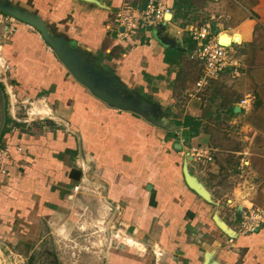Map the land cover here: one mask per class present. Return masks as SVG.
<instances>
[{
  "label": "crops",
  "instance_id": "crops-1",
  "mask_svg": "<svg viewBox=\"0 0 264 264\" xmlns=\"http://www.w3.org/2000/svg\"><path fill=\"white\" fill-rule=\"evenodd\" d=\"M168 1L173 9L174 0ZM0 2L39 17L52 36L64 40L97 70L108 71L130 94L140 97L139 90L143 89L155 113L163 112L160 108L171 110L161 117L170 125L160 127L134 113L106 105L81 86L55 54L47 51L46 44L26 29L32 27L22 26L12 45L4 49L12 66L10 78L48 100L56 115L53 121L44 120L37 125L43 129L40 134H20L26 154L19 165L22 174L19 169L15 178L19 202L13 204L22 210L23 218L27 212L30 216L26 218L32 219L31 225L38 231L42 226L54 234L67 232L74 218L81 217L80 211L93 214L99 201L95 199L98 204L94 201L96 206L92 208L91 201H80L72 190L83 174L74 167L73 159L93 155L103 207L114 209L113 221L119 223L120 232L130 241L129 245L121 241L114 248V264H264V225L252 234L238 231L236 224L230 222L232 219L229 221L227 214L221 212L225 206L214 196L216 176L190 155L193 148L204 147L210 139V134H206L209 114L234 109L238 115L245 110L240 102L231 109L214 103L219 97L213 94V85L229 73L239 77L238 60L233 59L238 67H228L219 79L199 89L197 83L203 70L190 60L193 43L189 29L197 26L194 20L186 25L182 20L173 21V12L162 26L128 32L118 16L128 6L141 12L146 0ZM253 2V17L264 28V0ZM255 24L242 21L226 34H242V43L253 42ZM221 26L218 25L219 33ZM164 37L173 39L175 46L164 44ZM230 51L233 56L234 51ZM212 104L216 109L212 110ZM236 107L241 111L235 113ZM179 113L181 118L174 119L173 115ZM63 121L72 130L59 129ZM185 166L194 180L204 186L210 201L187 185ZM240 201L237 205L232 198L225 200L231 211L235 208L237 222L239 209L243 210L242 216L252 204ZM6 202L2 197L0 243L12 235L7 228L12 213L6 215L12 207ZM220 222L234 235L223 231Z\"/></svg>",
  "mask_w": 264,
  "mask_h": 264
},
{
  "label": "rangeland",
  "instance_id": "rangeland-1",
  "mask_svg": "<svg viewBox=\"0 0 264 264\" xmlns=\"http://www.w3.org/2000/svg\"><path fill=\"white\" fill-rule=\"evenodd\" d=\"M188 1L189 7L184 8L180 14L181 23L186 25V22L189 24L194 20L197 26L210 23L218 28V25H222L218 37H223L242 21L251 20L257 23L253 42L242 43L244 40L242 34H226L232 41L242 43L227 48L228 51H234L232 57L241 65L239 77H233L229 73L213 85V94L219 97L214 102L216 106L222 103L224 107L231 109L230 107L243 99H248L250 104L238 115L231 110L209 114L210 125H207L206 134H210V139L204 147H200L210 149L214 157V165H207L205 169H211L210 174L216 176L212 189L215 198L225 206L221 212L226 213L227 219L229 221L232 219L230 222L236 224L238 231L243 232V221L237 222L234 219L235 208L231 211L225 200L232 198L240 205L239 203H242L240 200L244 199L264 213V28L253 17L254 0ZM191 5L193 8L190 9ZM189 13L194 15L195 19H192ZM6 17L0 12V202L3 197L7 201V206L11 204L12 210H7L6 215L12 213V218L7 220L10 222L7 227L8 233L12 235L10 240L1 242L4 246H0V264H114L116 260L112 253L114 248L122 243L121 241L128 245L130 241H127L120 232L119 223L113 221L114 209L111 206L103 207L105 203L100 193L101 189L97 191L100 178L96 173L93 155L84 156L80 165H77L76 158L73 159L74 167L77 169L83 165L86 181L81 183L84 175L80 173L77 185L81 188L75 192V187H72V190L80 201L82 198L91 201L92 208L96 206L93 202L97 199L100 209L96 206L98 209L93 214L85 210L80 211L81 217L76 220L74 218L67 232L50 234L44 231L42 226L38 231L39 228L31 225L32 219L26 218L30 215L26 212L23 218L22 210L16 209L13 204L19 202L15 194L17 189L15 178L22 157L26 154L20 134L22 132L40 134L43 129L37 125L44 120L53 121L51 119L56 115L48 100L11 80L12 66L6 58L4 49L12 45V39L25 24L17 20L10 22ZM26 29L36 36L37 41L44 43L36 30ZM46 47L47 51L52 53L47 45ZM104 72L108 73L106 70ZM116 83L122 91L130 93ZM139 94V100L148 103L149 98L145 97L143 89L139 90ZM215 104H212V110L216 109ZM160 109L163 112L152 114L156 122H161L164 112H171L169 108ZM178 116L181 118L180 113L173 115L174 119ZM59 125L61 126L59 129L62 127L71 129L64 121ZM5 131L8 132L4 133ZM80 171L82 172L81 168ZM96 203L98 204L97 201ZM28 210L32 211V207H28ZM18 232L22 234L18 235ZM138 249L144 251L140 246ZM154 259L157 260L156 257Z\"/></svg>",
  "mask_w": 264,
  "mask_h": 264
},
{
  "label": "water",
  "instance_id": "water-1",
  "mask_svg": "<svg viewBox=\"0 0 264 264\" xmlns=\"http://www.w3.org/2000/svg\"><path fill=\"white\" fill-rule=\"evenodd\" d=\"M0 12L35 29L41 36L44 43L52 50L57 59L67 69L69 74L94 98L120 111L131 112L138 116L144 117L146 120L152 121L160 127L170 125L166 118H161V122H156L154 118L152 119V114L155 112L150 104L143 103L139 100V97L122 91L117 85L115 78L110 73L97 70L89 60L80 57L78 52L70 47L64 40L52 36L45 23L39 17L28 14L13 6L1 2ZM171 18L172 14H169L166 17L167 20H170ZM213 34L218 35V28L216 26L213 28ZM161 41L164 44L170 45L172 47L175 46V41L168 37H164ZM219 43L222 46L231 44H225L226 41L222 36L219 37ZM240 111L241 108L236 107L235 113ZM171 127L175 128V126L172 125ZM184 177L187 185L191 189L196 191L203 198L210 201L209 195L204 186L194 180V178L191 176V172L186 166L184 167ZM242 211L243 210L241 208L238 211L240 219ZM220 227L228 235H234V233L226 226L224 222H220Z\"/></svg>",
  "mask_w": 264,
  "mask_h": 264
},
{
  "label": "built area",
  "instance_id": "built-area-1",
  "mask_svg": "<svg viewBox=\"0 0 264 264\" xmlns=\"http://www.w3.org/2000/svg\"><path fill=\"white\" fill-rule=\"evenodd\" d=\"M168 0H146L145 9L141 12L133 10L131 7H126L118 16V21L124 26L128 32L135 29H147L159 27L168 23L166 16L172 14V7L169 6ZM6 20L14 22L15 19L6 15ZM3 17V16H2ZM214 24H204L202 26H192L189 29V35L193 48L190 54V60L199 64L203 70V77L197 83V88L201 89L209 85L211 81L219 79L225 70L230 67H238V64L233 60L231 51H228L230 45L222 46L219 43V37L213 34ZM249 100L244 99L240 102V107L246 109L249 105ZM192 160L198 165H208L214 162V157L210 149L193 148L190 152ZM81 160H77V165H80ZM82 173L85 174V169ZM86 181L84 175L82 182ZM81 186H75V192L80 190ZM100 191V189H97ZM242 222V233L252 234L258 231L264 224V213L255 209L253 204L247 208L245 214H242L240 222ZM160 254H156L159 256Z\"/></svg>",
  "mask_w": 264,
  "mask_h": 264
},
{
  "label": "trees",
  "instance_id": "trees-1",
  "mask_svg": "<svg viewBox=\"0 0 264 264\" xmlns=\"http://www.w3.org/2000/svg\"><path fill=\"white\" fill-rule=\"evenodd\" d=\"M190 5V2L187 0H174V4H173V11H174V19L173 21H176L177 20H181L180 17H181V13L182 11L184 10V8H188ZM4 14V13H2ZM6 15V14H5ZM234 112V109H232V113ZM144 120H146L144 117H142ZM148 121V120H146ZM8 122H11L10 120H8ZM148 122H151L152 124H155L153 123L152 121H148ZM156 125V124H155ZM195 128L197 130V127L195 125ZM8 131H5L4 133H7Z\"/></svg>",
  "mask_w": 264,
  "mask_h": 264
},
{
  "label": "bare ground",
  "instance_id": "bare-ground-1",
  "mask_svg": "<svg viewBox=\"0 0 264 264\" xmlns=\"http://www.w3.org/2000/svg\"><path fill=\"white\" fill-rule=\"evenodd\" d=\"M223 37H224V39H225V41H226V43H225V44H229V43H231V42H232L231 38H230L229 36H227L226 34H225V35H223Z\"/></svg>",
  "mask_w": 264,
  "mask_h": 264
},
{
  "label": "flooded vegetation",
  "instance_id": "flooded-vegetation-1",
  "mask_svg": "<svg viewBox=\"0 0 264 264\" xmlns=\"http://www.w3.org/2000/svg\"><path fill=\"white\" fill-rule=\"evenodd\" d=\"M152 119H153V117H152Z\"/></svg>",
  "mask_w": 264,
  "mask_h": 264
}]
</instances>
